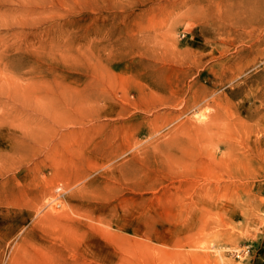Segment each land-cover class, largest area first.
<instances>
[{
  "label": "rangeland",
  "instance_id": "obj_1",
  "mask_svg": "<svg viewBox=\"0 0 264 264\" xmlns=\"http://www.w3.org/2000/svg\"><path fill=\"white\" fill-rule=\"evenodd\" d=\"M0 264H264V0H0Z\"/></svg>",
  "mask_w": 264,
  "mask_h": 264
},
{
  "label": "bare ground",
  "instance_id": "obj_2",
  "mask_svg": "<svg viewBox=\"0 0 264 264\" xmlns=\"http://www.w3.org/2000/svg\"><path fill=\"white\" fill-rule=\"evenodd\" d=\"M204 118V117H203ZM205 119V118H204Z\"/></svg>",
  "mask_w": 264,
  "mask_h": 264
}]
</instances>
